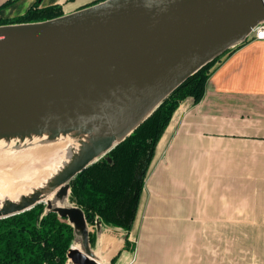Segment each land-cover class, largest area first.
<instances>
[{
	"label": "water",
	"instance_id": "water-1",
	"mask_svg": "<svg viewBox=\"0 0 264 264\" xmlns=\"http://www.w3.org/2000/svg\"><path fill=\"white\" fill-rule=\"evenodd\" d=\"M261 23L264 0H103L43 21L0 25V135L38 126L104 129L82 146L56 191L5 202L0 218L44 203V212L73 227L65 264H102L84 213L69 198L70 180ZM101 224L96 218V233Z\"/></svg>",
	"mask_w": 264,
	"mask_h": 264
},
{
	"label": "crops",
	"instance_id": "crops-1",
	"mask_svg": "<svg viewBox=\"0 0 264 264\" xmlns=\"http://www.w3.org/2000/svg\"><path fill=\"white\" fill-rule=\"evenodd\" d=\"M93 1L41 5L70 13ZM32 3L17 0L0 18ZM92 231L102 264H264V39L247 38L218 62L201 101L180 102L156 145L129 232L104 223Z\"/></svg>",
	"mask_w": 264,
	"mask_h": 264
},
{
	"label": "trees",
	"instance_id": "trees-1",
	"mask_svg": "<svg viewBox=\"0 0 264 264\" xmlns=\"http://www.w3.org/2000/svg\"><path fill=\"white\" fill-rule=\"evenodd\" d=\"M15 1L1 3L0 9ZM100 1L103 0H94L85 6ZM61 15V5L44 6L41 1L33 0L23 14L0 18V25L37 22ZM238 46L212 59L189 76L106 156L91 163L70 180L71 202L82 209L88 224L99 218L104 224L129 232L156 145L174 111L187 97L192 98L195 104L201 101L214 66L223 55L230 54ZM107 156L111 161L107 160ZM44 210V203H37L28 210L0 218V264L66 263V254L73 242V227L55 212ZM92 239L89 234V240Z\"/></svg>",
	"mask_w": 264,
	"mask_h": 264
},
{
	"label": "bare ground",
	"instance_id": "bare-ground-1",
	"mask_svg": "<svg viewBox=\"0 0 264 264\" xmlns=\"http://www.w3.org/2000/svg\"><path fill=\"white\" fill-rule=\"evenodd\" d=\"M89 129V130H86ZM100 130V131H99ZM103 126L53 132L47 127L0 135V205L42 198L54 192L59 177Z\"/></svg>",
	"mask_w": 264,
	"mask_h": 264
},
{
	"label": "built area",
	"instance_id": "built-area-1",
	"mask_svg": "<svg viewBox=\"0 0 264 264\" xmlns=\"http://www.w3.org/2000/svg\"><path fill=\"white\" fill-rule=\"evenodd\" d=\"M264 39V23L259 24L250 34V38Z\"/></svg>",
	"mask_w": 264,
	"mask_h": 264
},
{
	"label": "rangeland",
	"instance_id": "rangeland-1",
	"mask_svg": "<svg viewBox=\"0 0 264 264\" xmlns=\"http://www.w3.org/2000/svg\"><path fill=\"white\" fill-rule=\"evenodd\" d=\"M250 38V37H249ZM226 55H223L219 60H221V59H223L224 57H225ZM212 68V67H211ZM214 81V80H213ZM212 81V82H213ZM69 198H71V196H69ZM95 221V220H94ZM94 223V222H93ZM93 223L92 224H89V226H90V228H91V232H93L92 230H95L94 229V225H93Z\"/></svg>",
	"mask_w": 264,
	"mask_h": 264
}]
</instances>
